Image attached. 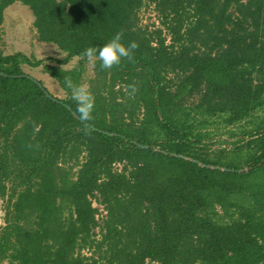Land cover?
Here are the masks:
<instances>
[{"label": "trees", "instance_id": "trees-1", "mask_svg": "<svg viewBox=\"0 0 264 264\" xmlns=\"http://www.w3.org/2000/svg\"><path fill=\"white\" fill-rule=\"evenodd\" d=\"M144 1L0 0V26L27 6L60 65L117 33L138 45L111 68L93 57L88 120L23 72L43 59L0 49V264H264V0H150L170 44L137 26Z\"/></svg>", "mask_w": 264, "mask_h": 264}, {"label": "rangeland", "instance_id": "rangeland-1", "mask_svg": "<svg viewBox=\"0 0 264 264\" xmlns=\"http://www.w3.org/2000/svg\"><path fill=\"white\" fill-rule=\"evenodd\" d=\"M137 18L138 27H140L144 31H147L149 34L154 33L155 30H161L162 37H164L165 39V43H171L168 32L163 26L164 18L162 17L161 13L156 9L155 4L152 3L150 0L144 1V3L137 12ZM32 23L33 15L27 6H24L20 3H14L4 9L3 20L0 26V49L3 54L7 55L15 52H22L27 56L31 57L33 61L37 59H43V63L39 67H31L26 64H23L21 65V68L23 72H25L29 76L40 80L43 85L47 88L49 93H51L55 98L61 100H66L68 96H70L71 89L68 88L67 91H64L58 82L52 79L48 73H45V69L48 67L60 69L64 73H69L75 70L78 74V76L76 77L77 82L85 86L89 92H91L93 87V90H95L96 87L99 88L101 86V83H97L95 78L96 74L94 73L93 66V61L95 60V58L90 59L73 57L65 65L58 64L56 60L64 58L65 54L61 52L55 44L39 41ZM47 58H54L55 61L46 60ZM72 75H62V78L65 81L72 80ZM168 78H172V75H169ZM117 88L118 87H116V90ZM257 114L261 117H264V110L258 111ZM236 128L237 126H234L232 130L234 131ZM214 131L220 133L221 130L216 131L214 129ZM221 137V139L227 140L226 135H222ZM121 167L122 164H116L114 168L120 170ZM72 172H75V170H73ZM6 185L10 186V182L7 181ZM99 200L100 198L98 197V195H95V197H91L92 207L96 208L97 210V213L95 214V220L98 224H100L102 220L106 217V210L104 209L103 205L100 204ZM3 202H5V200L3 198H0V225H4V219L7 212L6 208H3V204L5 205V203ZM98 232L99 229H95V233ZM96 238L99 237L97 236ZM91 253L92 251L86 248L82 250V254L85 256H90ZM147 264L155 263L147 262Z\"/></svg>", "mask_w": 264, "mask_h": 264}, {"label": "clouds", "instance_id": "clouds-1", "mask_svg": "<svg viewBox=\"0 0 264 264\" xmlns=\"http://www.w3.org/2000/svg\"><path fill=\"white\" fill-rule=\"evenodd\" d=\"M135 41L125 45L121 40V34L117 33L102 47H89L85 50L88 58L99 57L102 68H111L121 62L123 58H131L132 50L137 48ZM67 86L71 89V96L77 104V112L80 119L88 120L94 109V100L88 89L81 84H73L71 80L66 81Z\"/></svg>", "mask_w": 264, "mask_h": 264}, {"label": "water", "instance_id": "water-1", "mask_svg": "<svg viewBox=\"0 0 264 264\" xmlns=\"http://www.w3.org/2000/svg\"><path fill=\"white\" fill-rule=\"evenodd\" d=\"M34 82H35V83H36V84L42 89V91L44 92V96H45L46 98H49V99H51L52 101H56V99H55L54 97H52V96L49 94V92H47V91L43 88V86H42L37 80H34ZM67 108L70 109L68 106H67ZM72 115L75 116V117H77L73 111H72ZM139 147L142 148V149H147V148H148L147 145H139ZM154 151H160V150L157 149V148H155ZM162 152H163V151H162ZM163 153H164V152H163ZM171 155H172V156H177V157H180V158H184L183 156H181V155H177V154H174V153H171ZM188 159H189V160H192V161H194V162H196V163H197L199 166H201V167H206V168L215 169V170H222V171H230V169H227V168H222V167H219V166H212V165H205V164L200 163V162H198V161H196V160H193V159H190V158H188ZM243 170H246V168H245V169L238 170V171H243ZM0 215H1V209H0ZM0 223H1V218H0Z\"/></svg>", "mask_w": 264, "mask_h": 264}]
</instances>
